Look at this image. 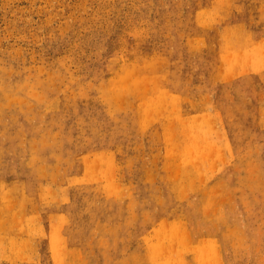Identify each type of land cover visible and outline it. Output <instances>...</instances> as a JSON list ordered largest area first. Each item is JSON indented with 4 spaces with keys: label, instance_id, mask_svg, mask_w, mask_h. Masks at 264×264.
Here are the masks:
<instances>
[{
    "label": "rangeland",
    "instance_id": "obj_1",
    "mask_svg": "<svg viewBox=\"0 0 264 264\" xmlns=\"http://www.w3.org/2000/svg\"><path fill=\"white\" fill-rule=\"evenodd\" d=\"M0 184V264H264V0H0Z\"/></svg>",
    "mask_w": 264,
    "mask_h": 264
},
{
    "label": "bare ground",
    "instance_id": "obj_2",
    "mask_svg": "<svg viewBox=\"0 0 264 264\" xmlns=\"http://www.w3.org/2000/svg\"><path fill=\"white\" fill-rule=\"evenodd\" d=\"M256 52H257V51H256ZM240 53H241V52H240ZM229 54H230V53H229ZM231 54H232V53H231ZM226 56H228V54H227ZM229 57H230V56H229ZM249 58H250V57H249ZM250 59H251V58H250ZM145 60H146V59H145ZM239 60H240V59H239ZM243 60H244V59H243ZM248 60H249V59H248ZM131 62H132V61H131ZM228 62H229V61H228ZM244 62H245V61H244ZM237 63H238V62H237ZM133 64H134V63H133ZM143 65H144V63H143ZM234 65H235V63H234ZM128 69H129V68H128ZM128 69H127V70H128ZM242 69H243V68H242ZM250 69H251V68H250ZM256 69H257V68H256ZM229 71H230V70H229ZM248 71H249V70H248ZM231 72H233V70H231ZM241 73H242V72H241ZM245 73H246V72H245ZM130 75H131V74H130ZM237 75H238V74H237ZM146 78H147V77H146ZM114 83H115V82H113V84H114ZM113 84H112V85H113ZM116 86H117V84H116ZM144 92H145V91H144ZM144 92H143V94H144ZM143 94H142V95H143ZM142 95H141V96H142ZM137 98H138V97H137ZM139 98H140V97H139ZM139 98H138V99H139ZM144 98H145V97H144ZM139 100H140V99H139ZM137 101H138V100H137ZM142 103H143V102H142ZM182 104H183V103H182ZM178 107H179V106H178ZM151 110H152V108H151ZM151 110H150V113H151ZM184 112H185V111H184ZM140 115H141V114H140ZM198 115H199V113H198ZM147 116H148V115H147ZM204 117H205V116H204ZM178 118H179V117H178ZM199 119H200V118H199ZM196 124H197V123H196ZM169 126L171 127L170 124H169ZM200 133H201V132H200ZM172 134H174V132H172ZM175 134H176V133H175ZM171 136H173V135H171ZM205 136H206V135H205ZM169 137H170V136H169ZM169 137H168V138H169ZM171 138H172V137H171ZM201 138H202V137H201ZM168 140H169V139H168ZM194 140H195V139H194ZM170 141H171V140H170ZM178 143H179V142H178ZM182 145H183V144H182ZM169 148H170V147H169ZM172 150H173V149H172ZM168 151H169V149H168ZM178 151H179V150H178ZM180 151H181V150H180ZM198 152H199V151H198ZM168 153H170V152H168ZM172 153H173V152H172ZM177 153H178V152H177ZM196 158H197V157H196ZM155 161H156V160H155ZM176 170H177V169H176ZM175 175H176V173H175ZM198 177H199V175H198ZM201 177H202V176H201ZM17 179H18V178H17ZM199 183H200V182H199ZM0 187H2V184H0ZM3 189L5 190V188H3ZM0 190H1V189H0ZM6 190H7V189H6ZM6 190H5V192H6ZM13 190H14V189H13ZM1 192H2V191H1ZM8 192H9V190H8ZM3 193H4V192H3ZM4 194H5V193H4ZM8 194H9V193H8ZM150 195H151V194H150ZM17 196H18V195H17ZM3 197H4V198H3ZM3 197H2L3 199L6 198L5 195H4ZM24 198H26V197H24ZM156 198H157V197H156ZM21 199H22V198H21ZM13 200H14V199H13ZM13 200H12V201H13ZM1 202H2V201H1ZM3 203H4V204H3ZM2 204H3L2 206L5 207L6 203H5V202H2ZM4 209H6V208H4ZM1 214H2V213H1ZM8 214H9V212H8ZM40 217H41V216H40ZM39 219H40V218H39ZM166 225H167V227H168V224H166ZM166 225H164V226H166ZM174 225H175V224H174ZM176 225H177V223H176ZM176 225L173 226V224H172L171 228H172V227H176V229H177V226H176ZM164 226H163V228H165ZM8 227H9V226H8ZM13 227H14V226H13ZM167 227H166V228H167ZM180 227H181V226H180ZM176 229H174V233H173L175 236H176V232H175ZM168 230H169V229H168ZM166 231H167V230H166ZM179 231H180V230H179ZM179 231H178V232H179ZM163 232H165V230H164ZM182 232H183V231H182ZM163 234H164V233H163ZM165 234H167V233H165ZM173 234H172V235H173ZM181 234H182V233H181ZM181 234H177V235L180 236ZM169 235H170V234H169ZM169 235H168V236H169ZM172 235H171V236H172ZM8 236H9V235H8ZM163 236H164V235H163ZM165 236H167V235H165ZM177 237H178V236H177ZM5 238H6V237H5ZM175 239L178 240L177 238H174V240H175ZM2 240H3V239H2ZM2 240H1V241H2ZM171 240H172V239H171ZM4 241H5V240H4ZM161 241H162V240H161ZM172 241H173V240H172ZM156 242H157V241H156ZM162 242H164V241H162ZM165 242H166V241H165ZM160 244H161V243H160ZM162 244H163V243H162ZM167 244H168V243H167ZM154 245H155V244H154ZM164 245H165V248H167L168 245H166V244H164ZM208 245H209V244H208ZM208 245L205 246V247L203 246V247H204V250H205V248L208 247ZM214 245H215V244H214ZM157 246H158V245H156V247H154V248L152 247V249H156ZM150 250H151V249H150ZM161 250H162V251L164 250V246H163V248L161 247ZM196 250H197V249H196ZM1 251H2V250H1ZM156 251H157V249H156ZM211 251H212V250H211ZM214 251H215V250H214ZM216 251H217V250H216ZM166 252H167V251H166ZM166 252H164V253H166ZM196 252H197V251H196ZM156 253H157V252H156ZM204 253H205V251H204ZM213 253H214V252H213ZM7 254H8V253H7ZM159 254H161V253L159 252ZM202 254H203V252H202ZM216 254H217V253H216ZM12 255H13V254H12ZM157 255H158V254H157ZM161 255H162V254H161ZM214 257H215V255H214ZM161 261L164 262L165 260L162 259ZM161 261H160V262H161ZM160 262H159V264H160ZM166 262H167V261H166ZM166 262H165V264L168 263V262H167V263H166ZM156 264H157V261H156ZM161 264H163V263H161Z\"/></svg>",
    "mask_w": 264,
    "mask_h": 264
}]
</instances>
